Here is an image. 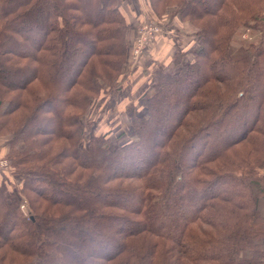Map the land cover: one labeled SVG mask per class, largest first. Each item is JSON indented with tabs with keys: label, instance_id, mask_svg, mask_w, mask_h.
<instances>
[{
	"label": "trees",
	"instance_id": "1",
	"mask_svg": "<svg viewBox=\"0 0 264 264\" xmlns=\"http://www.w3.org/2000/svg\"><path fill=\"white\" fill-rule=\"evenodd\" d=\"M146 3L162 31L112 144L83 118L127 77L141 4L0 0V139L19 179L0 175V264H264V0ZM246 27L260 37L233 53Z\"/></svg>",
	"mask_w": 264,
	"mask_h": 264
},
{
	"label": "rangeland",
	"instance_id": "2",
	"mask_svg": "<svg viewBox=\"0 0 264 264\" xmlns=\"http://www.w3.org/2000/svg\"><path fill=\"white\" fill-rule=\"evenodd\" d=\"M144 7L145 6H143L142 2L141 10L143 19H153L146 14L147 10L144 9ZM247 28H250L251 30V41L244 37ZM259 37L260 32L252 27H246L244 30H241V33H237L235 43L237 46H233V53L240 52V49L246 47L250 42H256ZM167 46L169 47V45ZM167 50L168 55H171L173 49L169 50L168 48ZM134 67L133 59V64H130L127 77L124 80L125 83L123 82L120 90L116 91L117 89H114L107 100L100 102L99 105L92 109L89 116L83 118L84 122H88L87 125L90 129H93L97 133L107 132L112 144H119L128 139L127 131H129V116L132 113H140L142 111L140 94L148 85L149 78L146 74L143 75L134 71ZM8 140V138L0 139V175H3L7 182L12 186L17 184L19 179L12 177L10 174V163L6 155L8 152ZM261 173H263V170ZM21 207L25 213H29L30 208L27 202H25V204L23 203Z\"/></svg>",
	"mask_w": 264,
	"mask_h": 264
},
{
	"label": "built area",
	"instance_id": "3",
	"mask_svg": "<svg viewBox=\"0 0 264 264\" xmlns=\"http://www.w3.org/2000/svg\"><path fill=\"white\" fill-rule=\"evenodd\" d=\"M160 31H162V28H161V26H159V24L156 21H154V19L144 18L142 20V23L138 29V34L136 37V43H135V46L133 48L134 63H136L137 59L139 58V56L143 52L148 41L154 36L155 33H158ZM245 31H246V33L244 34V37L247 40L251 41L252 36H251L250 28H247Z\"/></svg>",
	"mask_w": 264,
	"mask_h": 264
},
{
	"label": "crops",
	"instance_id": "4",
	"mask_svg": "<svg viewBox=\"0 0 264 264\" xmlns=\"http://www.w3.org/2000/svg\"><path fill=\"white\" fill-rule=\"evenodd\" d=\"M132 1H133V4L137 3V1H138L140 4L143 2V6H145L144 9L147 10V13H146V14H148L149 16H151L150 13H149V11H148V9H147L148 6H147V3H146V0H132ZM140 1H141V2H140ZM190 39H191V45H192L193 42H194V37H191ZM186 43H187V42H186ZM186 43H185V44H186ZM185 44H184V45H185ZM167 45H169V47H168ZM167 45H164V46L162 45L163 48L166 49V51H165V56L168 55V50H167L168 48H169V50H170V49H173V50H174V45H173V44H170L169 42H167ZM146 63L149 65L150 62L148 61V62H146Z\"/></svg>",
	"mask_w": 264,
	"mask_h": 264
},
{
	"label": "water",
	"instance_id": "5",
	"mask_svg": "<svg viewBox=\"0 0 264 264\" xmlns=\"http://www.w3.org/2000/svg\"><path fill=\"white\" fill-rule=\"evenodd\" d=\"M32 218H34V217L32 216Z\"/></svg>",
	"mask_w": 264,
	"mask_h": 264
}]
</instances>
